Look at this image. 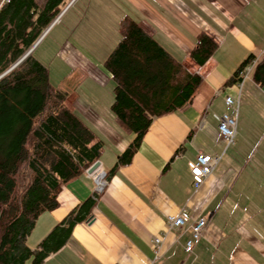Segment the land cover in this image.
<instances>
[{"label": "crops", "instance_id": "crops-1", "mask_svg": "<svg viewBox=\"0 0 264 264\" xmlns=\"http://www.w3.org/2000/svg\"><path fill=\"white\" fill-rule=\"evenodd\" d=\"M71 1L66 0L59 19L39 42L61 24L56 34L61 44L53 58L43 62L39 45L35 55L48 65L51 83L104 140L100 162L106 172L134 138L119 127L111 111L116 83L103 65L120 39L124 15L202 82L185 105L154 118L132 161L119 166L101 192L88 170L64 185L58 206L38 217L27 245L36 248L97 192L93 218L76 224L66 244L42 264H264V86L252 73L241 85L226 84L249 56L257 61L264 57V0ZM67 14L70 19L63 24ZM200 33L218 42L202 65L190 56ZM226 96L239 101L236 139L229 146L214 117L230 111ZM105 149L112 156L104 160ZM200 152L222 158L195 187L189 161ZM182 210L192 219L201 213L208 218L193 255L185 251L188 227L168 225L167 217Z\"/></svg>", "mask_w": 264, "mask_h": 264}, {"label": "trees", "instance_id": "trees-1", "mask_svg": "<svg viewBox=\"0 0 264 264\" xmlns=\"http://www.w3.org/2000/svg\"><path fill=\"white\" fill-rule=\"evenodd\" d=\"M66 0H5L0 6V75L8 71L59 16ZM120 39L103 65L116 83L111 111L134 134L114 168L132 161L154 118L185 105L202 82L137 21L124 15ZM39 45V44H38ZM37 45V46H38ZM218 48L206 33L190 56L204 64ZM249 56L226 84L242 81ZM264 86V57L253 72ZM105 142L50 81L47 64L35 50L0 77V264H42L64 246L74 226L89 221L100 193L76 206L32 249L27 237L38 217L55 209L64 185L100 160Z\"/></svg>", "mask_w": 264, "mask_h": 264}, {"label": "built area", "instance_id": "built-area-1", "mask_svg": "<svg viewBox=\"0 0 264 264\" xmlns=\"http://www.w3.org/2000/svg\"><path fill=\"white\" fill-rule=\"evenodd\" d=\"M75 1L76 0H72L70 4L74 3ZM257 62L258 61L256 59H252L244 67L241 73L243 79L240 83H238L239 85H241L244 79H246L253 72ZM225 104L226 107L230 109V111L214 113V117L217 120L218 130L220 131L226 145L229 146L233 144L236 139L238 129L239 101L231 96H226ZM221 158L222 154L200 152L193 160L189 161V169L195 187H199L205 181V179L214 172ZM92 175L94 176L97 191L101 192L107 184V172L100 166ZM167 218L168 225L171 229H182L186 226L188 227L191 237L185 243V251L188 254L193 255L195 244L202 238L208 222L206 213H201L199 216L192 219L186 210H182L180 213L169 215ZM159 241V238L155 239L156 243Z\"/></svg>", "mask_w": 264, "mask_h": 264}, {"label": "rangeland", "instance_id": "rangeland-1", "mask_svg": "<svg viewBox=\"0 0 264 264\" xmlns=\"http://www.w3.org/2000/svg\"><path fill=\"white\" fill-rule=\"evenodd\" d=\"M84 1L85 0H82L81 3ZM68 15L69 14H67L63 18V20H62L63 24H66L69 21V19H70L69 17L71 15H69V16ZM59 17H60V15L57 17V20L59 19ZM60 28H61V24H59L57 26V28L54 29V31L51 33L49 38L44 43L40 44L41 46L39 45V48L37 50L38 56L41 58V60L43 62H45L47 64L50 62L51 58H53V56L55 55L57 49L60 47L61 43L57 41L58 36L56 35ZM105 150H106V152L104 153V157H103L104 160H105V158H109L110 156H112V152H110V150H107V149H105Z\"/></svg>", "mask_w": 264, "mask_h": 264}, {"label": "water", "instance_id": "water-1", "mask_svg": "<svg viewBox=\"0 0 264 264\" xmlns=\"http://www.w3.org/2000/svg\"><path fill=\"white\" fill-rule=\"evenodd\" d=\"M42 37H40V39L8 70L10 71L12 68H14L15 66H17L22 60H24L30 53H32V51L35 49V47L38 45V43L40 42ZM8 71H6L5 73H3L1 76H3L4 74H6ZM101 166V162L100 160L96 161L89 169H88V173L89 174H93L99 167Z\"/></svg>", "mask_w": 264, "mask_h": 264}]
</instances>
